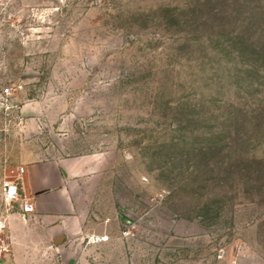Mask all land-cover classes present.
<instances>
[{
	"label": "rangeland",
	"instance_id": "rangeland-1",
	"mask_svg": "<svg viewBox=\"0 0 264 264\" xmlns=\"http://www.w3.org/2000/svg\"><path fill=\"white\" fill-rule=\"evenodd\" d=\"M253 6L0 0V211L26 164L89 156L108 264H264V51L221 42Z\"/></svg>",
	"mask_w": 264,
	"mask_h": 264
},
{
	"label": "crops",
	"instance_id": "crops-1",
	"mask_svg": "<svg viewBox=\"0 0 264 264\" xmlns=\"http://www.w3.org/2000/svg\"><path fill=\"white\" fill-rule=\"evenodd\" d=\"M94 164L92 157L78 156L40 160L22 167V199L7 212L11 252L0 264H45L58 257L66 264H108L101 254L118 249L85 247L83 237L107 234L112 242L117 235L108 232L106 223L124 220L112 209L105 214V203L99 197L104 175ZM24 202L33 210L23 212ZM116 252L127 255L126 249Z\"/></svg>",
	"mask_w": 264,
	"mask_h": 264
},
{
	"label": "trees",
	"instance_id": "trees-1",
	"mask_svg": "<svg viewBox=\"0 0 264 264\" xmlns=\"http://www.w3.org/2000/svg\"><path fill=\"white\" fill-rule=\"evenodd\" d=\"M245 4L246 3H239L240 8L250 7L249 4ZM232 20L235 30L234 37L232 39L224 38L221 41L222 44L225 45L226 54H229V49H231L232 46L243 43L252 46L256 45V48L258 47L260 48L259 50L264 51V9L253 6L251 11L239 13L233 16ZM228 131L231 134L227 125H224V128L222 127L220 129L212 128L206 137L207 150L218 151L223 148V144L229 140Z\"/></svg>",
	"mask_w": 264,
	"mask_h": 264
},
{
	"label": "built area",
	"instance_id": "built-area-1",
	"mask_svg": "<svg viewBox=\"0 0 264 264\" xmlns=\"http://www.w3.org/2000/svg\"><path fill=\"white\" fill-rule=\"evenodd\" d=\"M5 92H9V89L6 88ZM2 198L4 202L11 208L14 207L15 203L21 201V191L17 183L12 181H7L2 187ZM22 211L27 213L33 210L31 204L22 203ZM123 236L127 237L130 235V230L125 229L122 232ZM110 241V237L107 234L99 233H89L83 237L84 246H95L102 245ZM11 252V240L8 233V224H7V213L0 211V260L4 258L5 255H8ZM45 264H66L61 257L56 258L55 260H49Z\"/></svg>",
	"mask_w": 264,
	"mask_h": 264
}]
</instances>
